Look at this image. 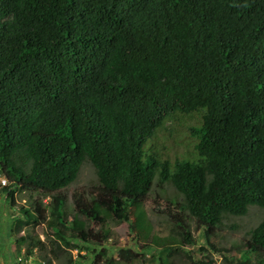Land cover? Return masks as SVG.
<instances>
[{"label": "trees", "instance_id": "1", "mask_svg": "<svg viewBox=\"0 0 264 264\" xmlns=\"http://www.w3.org/2000/svg\"><path fill=\"white\" fill-rule=\"evenodd\" d=\"M176 116L197 120L192 159L146 148ZM84 163L97 185L75 200L77 214L103 230L108 217L128 222L166 184L207 244L224 216L264 210V0H0L3 191L12 204L17 191L54 194ZM61 205L48 226L69 245ZM20 213L22 228L45 220L36 201ZM164 213L179 247L155 236L151 245L167 254L192 245L184 218ZM146 227L136 219L145 237ZM71 231L93 247L92 264L138 260L128 249L109 258L106 229L90 238L75 217ZM247 236L241 264L264 258V215Z\"/></svg>", "mask_w": 264, "mask_h": 264}, {"label": "rangeland", "instance_id": "2", "mask_svg": "<svg viewBox=\"0 0 264 264\" xmlns=\"http://www.w3.org/2000/svg\"><path fill=\"white\" fill-rule=\"evenodd\" d=\"M196 118L176 116L174 121L165 124L159 132L160 139L148 141L146 148L153 154L164 156L173 161L179 158H193L192 143L188 139L189 127L193 126ZM191 143V145H190ZM188 153L190 156L187 157ZM0 176H4L0 170ZM9 184V183H8ZM97 185L95 172L92 166L84 163L76 180L65 189L51 195L39 192L17 191L14 204L7 197L6 192L0 187V264H17L18 257L28 259L31 263L43 264H92V246L82 245L72 237L77 234L71 231V222L74 218L84 222V229L88 230L89 237L101 236L104 230H108V238L103 240L102 247L107 250V256L118 260V253L122 249L132 250L138 254V260L131 264H241L239 258L246 248L248 232L253 229L264 215V210L250 206L248 212L242 217L224 216L221 226L210 237V244L217 252L207 244L203 230L198 228L195 221L186 211L176 209L170 202L179 203L181 195L170 184L162 189L153 187L147 201L140 209H131L130 220L118 221L114 217H108L106 227L86 220L77 214L75 200L79 196L88 198L93 196V189ZM8 186V185H7ZM45 209L43 223L31 229L16 225L18 219H22L21 207L33 209L34 202ZM61 202L64 211L65 227L63 230L69 245H65L49 228L48 223L53 219L50 210L55 209ZM159 209V212L157 211ZM169 208L174 214L184 218L188 230L193 237L192 245H185L178 251L162 253L159 248L153 247L152 238L170 239L174 241V247L178 248L181 237L170 218L164 213ZM161 211V212H160ZM136 219L147 225V236L143 231L136 229ZM15 230V231H14ZM29 234L30 239L21 245L17 244L20 236ZM149 244V245H146ZM264 258L260 254H252L248 264H258ZM99 264H104L103 262ZM114 264H124L116 261Z\"/></svg>", "mask_w": 264, "mask_h": 264}, {"label": "built area", "instance_id": "3", "mask_svg": "<svg viewBox=\"0 0 264 264\" xmlns=\"http://www.w3.org/2000/svg\"><path fill=\"white\" fill-rule=\"evenodd\" d=\"M8 185V181H7V179L5 178V176H0V187H2V188H4V187H6ZM30 260H28V259H24V258H20V257H18L17 259H16V263L17 264H34V263H31V262H29ZM36 264H43L42 262H38V263H36Z\"/></svg>", "mask_w": 264, "mask_h": 264}]
</instances>
